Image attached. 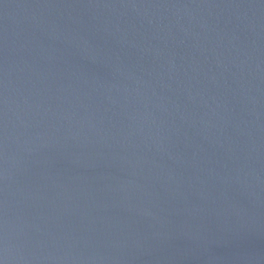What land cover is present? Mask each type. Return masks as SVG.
Wrapping results in <instances>:
<instances>
[{"label": "water", "instance_id": "obj_1", "mask_svg": "<svg viewBox=\"0 0 264 264\" xmlns=\"http://www.w3.org/2000/svg\"><path fill=\"white\" fill-rule=\"evenodd\" d=\"M0 264H264V0H0Z\"/></svg>", "mask_w": 264, "mask_h": 264}]
</instances>
